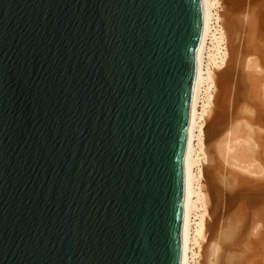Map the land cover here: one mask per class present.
Listing matches in <instances>:
<instances>
[{
  "label": "water",
  "instance_id": "obj_1",
  "mask_svg": "<svg viewBox=\"0 0 264 264\" xmlns=\"http://www.w3.org/2000/svg\"><path fill=\"white\" fill-rule=\"evenodd\" d=\"M203 0H0V264H180Z\"/></svg>",
  "mask_w": 264,
  "mask_h": 264
},
{
  "label": "bare ground",
  "instance_id": "obj_2",
  "mask_svg": "<svg viewBox=\"0 0 264 264\" xmlns=\"http://www.w3.org/2000/svg\"><path fill=\"white\" fill-rule=\"evenodd\" d=\"M255 1L256 0H203L201 35L196 59V77L190 105L184 155L180 264H204L203 258L207 255L205 251L206 249H204L206 246H204V242L210 238L208 233L210 230L209 227L212 223L211 221L216 209H218V203L219 201L221 202L222 198L220 197L221 193L219 194L218 190H214V182L217 181V177L220 174L218 167H221V164L223 166L224 163L231 168H236L233 169L238 170L239 173H234V176H236L241 182L249 181L246 179L243 180V177L240 176V174L247 173L249 175H260L264 173V164L261 160L264 159V140L261 135H258L259 132L254 129V125L256 124H262V127L264 128V114L262 111H260L262 112L261 114H259L260 112L254 111L256 113L255 115H245L244 109L248 104L245 105L243 103V107L245 105V108L242 107L241 111H239L240 107L238 105L239 108L237 112H234L233 104L235 102L234 99H231L232 92L230 93V81L227 76L229 72L228 70L231 68L230 66L234 59L236 47L233 44L234 38H232L236 35H231L232 33H230V29L228 30L227 26L233 14L236 13L237 16H235L238 17L239 14L243 16L244 13V18L247 19V17H245L247 16V13H250L251 11L254 12L255 15L257 12L254 16L255 19L250 17V19L253 18V20L250 21L248 18L249 34L247 36H250V39L252 40L257 39L259 41L264 38V10L261 9L260 11L259 7V10L257 9L258 11L253 9L254 6L252 7V5ZM237 10L240 11L239 14ZM227 12L228 16H226ZM235 16H233V18ZM257 40L252 42L249 47L247 46L248 48L246 47V50L249 52H247L245 56V63H247L246 65L248 67V63H252V58H256L257 56L256 62L254 59V66L258 70L263 71L264 44H259ZM262 71H259L261 74L260 76H255V78L251 80L250 86L255 88L260 86L263 90L262 96H264V71L261 73ZM250 89L252 90V88ZM258 90L260 91V89ZM256 92L257 91L254 93L253 91L251 95L249 94V97L260 94L258 92L256 94ZM244 96H246V94H244ZM258 98H260V96ZM249 108L250 107L246 109ZM222 118L226 119V123L222 122ZM219 124H221L223 128H218ZM219 129L222 130L219 132L213 143L215 151V156L213 158L212 155L214 154H211L212 151L210 144H208V133L214 130L215 132L216 130L219 131ZM258 146L260 150L262 149V152L259 149L253 152ZM226 176L227 173L225 175L224 172L221 174V177L225 178V181L228 180V177ZM210 192H213L212 194L214 195L211 196L212 194L210 195ZM242 227L243 226H241V229ZM233 233L234 229L231 228L229 232L224 234L225 238L227 236H233ZM211 238L213 240L214 236ZM215 240L212 241V243L210 241V250L208 249V252H210L209 254L211 255L210 260H216L218 258L216 253H218L219 241L216 242ZM258 244H256L257 250L260 252L262 247H259ZM259 248L261 249L259 250ZM215 254L216 258L214 257ZM250 255H252V253ZM259 262H261V259H259ZM259 262L257 260L256 264ZM210 264H212V261H210Z\"/></svg>",
  "mask_w": 264,
  "mask_h": 264
},
{
  "label": "rangeland",
  "instance_id": "obj_3",
  "mask_svg": "<svg viewBox=\"0 0 264 264\" xmlns=\"http://www.w3.org/2000/svg\"><path fill=\"white\" fill-rule=\"evenodd\" d=\"M260 1L256 0L253 3V5H252V7L254 6L253 9L259 10V8H260V11H261V9L264 10V0H260ZM237 12H238V14L240 13L239 10H237ZM256 13H255V15H256ZM235 15L237 16L236 13L233 14V16H235ZM246 15L247 16H245V17H247V19L248 18L250 19V17L254 18V16H255L254 12H251V11H250V13H247ZM226 16H228V12H227ZM233 16L231 17V19H233V20L230 19V21L227 25L228 30L230 29L229 31H230V33H232L231 35H233V34L236 35L233 37L231 36L232 38H234L233 44L236 47H235V52H234V59H233V62L231 63V66H230L231 68L228 70L229 72L227 75L229 78V81H230V93L232 92L231 99H234V102H235L234 103L235 105L233 104V110H234V112L235 111L237 112L238 108L240 107L239 111H241L243 104H245V105L248 104L246 108L250 107L249 109H246L245 105L243 107L246 109V110L244 109L245 113L243 112L245 115L246 114L255 115L256 114L255 112H260V111H262L264 114V96H262L263 90L261 89L260 86H258V88L250 86L251 80L254 79L255 76H260L261 74L259 71H262V70H258L254 66L255 65L254 59L256 62L257 56L255 55L256 58H252L251 62L253 64L251 62H250L251 64L248 63V67L246 65L247 63H245V56H246L247 52H249L246 50V47L247 46L249 47L251 45V43L255 42V40H257V39L252 40V39H250V36H247L249 34V32H248L249 19L247 20L246 18H244V13H243V16L241 14H239L238 15L239 18L236 16L233 18ZM253 18L250 19V21L253 20ZM233 32H235V33H233ZM257 41L259 42V44H264L263 43L264 38L262 40H260L262 42H260L259 40H257ZM251 66H253V67H251ZM255 69H256V71H255ZM263 71L261 73H263ZM256 72H257V74H256ZM258 85H260V84H258ZM232 87H233V89H232ZM250 88H252V90ZM254 89H256V90H254ZM258 89H260L261 92ZM253 91H254V93H255V91H257L260 94H257V92H256V94L258 96L256 94H254L256 96L252 95L253 98H252V96L249 97V94L251 95ZM244 94H246V96H244ZM259 96H260V98H258ZM238 105H239V107H238ZM236 106H237V108H236ZM250 109H252V110H250ZM262 112H260L259 114H261ZM224 118H222L221 120H222V122L226 123V121H225L226 119H224ZM256 125H254V129L257 130V132H259L258 135H261V137L264 140V130H263L264 128L262 127L263 125L258 124L259 125V126L257 125L258 128ZM260 125L262 127V130H261ZM218 128H223V127L221 124H219ZM221 130L222 129H219V131L216 130V132L214 130V131L208 133V138H209L208 144H210V148L212 151L211 154L215 153L213 143H214V140L217 138V136ZM257 149H259V146L256 147V149L253 152L257 151ZM260 151L262 152V149ZM212 156L214 158L215 154ZM261 160L264 164V159H261ZM233 168L229 167V165L224 164V163H223V166L221 164V167L220 166L218 167L220 174L217 177V181L214 182V184H215L214 190H218L219 194L221 193L220 197H222V198H221V202L219 201V203H218V207H217L218 209H216V212H215V214L212 218V221H211L212 223L210 224V227H209L210 230L208 233H209L210 238L205 241L207 244L204 242V246L206 245L204 247V249H206L205 251H206L207 255L204 256L205 258H203V263L204 264H210V261H212V264H239V263L240 264H243V263L244 264H256L257 260L259 262V259H261V262H259L257 264H260V263L264 264V261H263L264 260V253H263L264 252L263 251L264 250L263 249L264 248V244H263L264 243V183H263V180H264L263 176L264 175L263 174L264 173L260 174L261 175L260 176L258 174L257 175L256 174L255 175H249L247 173L240 172V173H243L242 175L240 174V176L243 177V180L246 179L249 181V182H247V181L241 182L239 179H237L236 176H234V173H236V172L239 173V171L234 170L236 168H234V169ZM223 172H224V175L227 173L226 177H228V180H226V181H225V178L221 177V174H223ZM228 175H230V176H228ZM212 193L213 192H210V195ZM213 195L214 194H212L211 196H213ZM256 224H257V226H256ZM241 226H243V227L245 226V227L244 228L242 227V229H241ZM254 227L256 230L254 229ZM231 228L234 229L233 236H231V237L227 236L225 238L224 234L226 232H229V230ZM212 236H214L213 240L211 238ZM215 238H216V240H215ZM210 239L212 241L215 240L216 242L219 241L218 242V245H219L218 253H216L218 258L216 260L215 259L210 260L211 255L209 254L210 252H208L210 250V241H211ZM212 241H211V243H212ZM256 244H258L259 247H262V249L259 248V250L261 249L262 251L260 250V252H259L257 250ZM223 251H224V253H223ZM248 253H249V255H248ZM251 253H252V255H250ZM253 253H255V254H253ZM204 254H205V252H204ZM216 254L214 255V257L216 256ZM221 255H223L224 258ZM208 257H209V259H208ZM223 261H225V262H223Z\"/></svg>",
  "mask_w": 264,
  "mask_h": 264
}]
</instances>
